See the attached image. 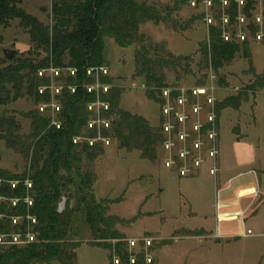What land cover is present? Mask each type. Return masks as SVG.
I'll return each instance as SVG.
<instances>
[{
	"label": "rangeland",
	"instance_id": "1",
	"mask_svg": "<svg viewBox=\"0 0 264 264\" xmlns=\"http://www.w3.org/2000/svg\"><path fill=\"white\" fill-rule=\"evenodd\" d=\"M156 5L168 21H150L140 26V32L151 38L153 42L164 45L165 50L177 56H190L189 63L175 69H166L167 82L181 88V92L188 97L186 113L189 120L185 125L177 124L176 128L188 134L185 140L174 134L175 143L171 150H167L164 142L157 148L158 157L150 160L142 157L139 150L120 148L119 141L109 135L108 138L98 139L104 147V153L95 161L88 162L83 159L82 170H91L97 177L93 189L97 200H107L108 215H117L128 220L127 224L120 223L117 230L125 235L130 250L139 253L145 241L144 250L147 262L155 264H264V202L254 205L247 213L245 229L251 228L253 233L233 237H217L218 221L216 213L218 200L223 198L221 191L214 183L215 173H211L215 158L208 156V148L212 145L208 132L215 129L218 132L219 155L217 160L222 172L229 175L230 192L244 187L257 186L256 177L264 190V87L256 91L248 89L254 80L250 73L249 59L244 57L243 51L235 59L223 66L218 73L207 64L209 59L200 51L201 44L210 40V25L222 26L224 34L243 44L248 40L255 73L264 74V16H262L263 1L256 0V6L251 18L245 17L242 7L247 0H236L239 5L237 20L233 26L226 20V7L230 0H146ZM22 7L28 13L43 23L52 26L51 0H23ZM169 7L170 12L165 11ZM229 18V17H228ZM244 18V20H243ZM11 25H0V67L12 60L4 55L5 48L16 50V57L28 56V51L34 46L28 31L21 25L19 19H14ZM256 25V32L249 30L248 25ZM245 36V38H244ZM105 62L103 66L91 67L88 73L99 78L103 72L113 78V84H106L111 89L117 86L123 90L120 106L133 113L143 115L150 124L158 128L163 127L165 118L159 103L148 97L149 87L142 78H135L136 50L139 45L120 46L115 38L104 37ZM38 58V56H36ZM45 53L39 55L42 59ZM68 62V61H67ZM43 69L40 75L50 78V90L53 99L50 104L36 105L27 95L10 101L0 103V120L7 116H14L20 130L18 135L25 138L32 130L30 114L34 110L52 117V123L57 124L59 113L63 106L56 97L62 93L69 75H76V69H58L53 71ZM56 69V68H55ZM225 84H220V79ZM105 85L99 82L85 85L88 91L98 92L96 101L90 102L94 111L90 120L102 118L112 125L113 117L106 118L100 102L101 89ZM75 85L69 86L72 93L76 91ZM207 87L206 95L193 96L191 89ZM46 86H42V90ZM103 90V93L109 92ZM240 91L248 93L236 107L221 108V103L228 96L237 95ZM212 98V102H210ZM104 103V102H102ZM200 107L199 113L193 110L194 104ZM107 104V103H105ZM107 110V109H105ZM209 115L213 120H209ZM257 120V122H256ZM90 122V121H89ZM200 125V131L195 125ZM59 126V125H58ZM110 127V126H109ZM100 131V130H99ZM259 132L261 141L258 142L257 152L252 157L251 141L239 142L236 134ZM199 132V133H198ZM83 134L86 130L83 129ZM5 132L0 130V135ZM163 136L166 134L163 131ZM199 143V148L196 144ZM190 152L185 158L181 151ZM245 161L238 164V157ZM241 157V158H242ZM203 162L195 165V160ZM171 166H167V161ZM188 167L190 171L183 175L181 167ZM30 168V159L23 152H18L5 139L0 143V169L13 174H23ZM31 184H29L30 186ZM64 190L73 188L64 182ZM68 191V190H67ZM70 194V193H69ZM68 194V195H69ZM253 195L243 197L246 202ZM261 197V196H260ZM116 199H120L115 201ZM115 201V202H114ZM70 206L72 211L71 227L67 237L68 250L73 256L68 263L63 261L54 264H119L114 256L110 259V250L97 245L93 232L86 222L85 212L78 210L75 198L63 196L59 203L63 211ZM239 208L237 206L231 209ZM238 225V221H233ZM208 227L211 231L202 234H181L183 230L196 227ZM197 230V229H196ZM181 231V232H180ZM213 234V235H212ZM29 240H31L29 238ZM98 241V240H96ZM115 243L116 240L108 241Z\"/></svg>",
	"mask_w": 264,
	"mask_h": 264
},
{
	"label": "trees",
	"instance_id": "2",
	"mask_svg": "<svg viewBox=\"0 0 264 264\" xmlns=\"http://www.w3.org/2000/svg\"><path fill=\"white\" fill-rule=\"evenodd\" d=\"M53 25H47L22 7L23 0H0V25L10 26L11 21L19 19L28 31L34 44L28 51L30 55L16 57L0 67V103L6 104L25 95L36 105L50 104L53 99L50 78L40 75L43 69H76V75H69L66 86L58 98L62 111L57 124L52 117L39 110L30 114L32 130L22 139L16 131L20 130L14 116L0 120L1 140L23 152L30 159V168L23 174H13L0 169V264H54L68 263L64 257L69 244L66 240L75 212L70 206L63 211L59 203L63 196L75 198L78 210L85 212L97 245L110 250V259L117 256L119 264H155L147 262L144 250L145 241L139 253L130 250L128 240L117 230L120 223L127 224L117 215H108L107 200H97L94 183L95 172L82 170L81 162L95 161L104 153L98 139L113 135L120 148L137 149L142 157L156 160L158 145L165 140L163 127H153L143 115L122 109L121 88L113 86L106 94L101 89V101L109 108L102 112L106 118L113 117L110 127L90 128V102L98 99L96 90L88 91L85 85L99 82L101 85L113 84V78L103 72L97 77L89 74V68L104 65V37L115 38L122 46L139 45L136 50L135 78H142L149 87L148 97L156 103L161 102V88L167 87L166 69H175L188 64L190 56H177L165 50L164 45L154 43L140 32V26L150 21H168V16L146 0H51ZM226 7L228 25L237 20L239 5L236 0ZM256 0H247L242 13L251 18ZM165 11L170 12L167 7ZM262 16H264V1ZM256 25L248 28L255 33ZM226 39L222 26L210 25V40L201 44L200 51L209 59L215 72L232 62L243 51L249 59L250 73L254 80L248 89L256 91L264 87V74L255 73L248 48V40L239 43L232 33ZM45 53V57L39 55ZM38 56V58L36 57ZM68 61V62H67ZM220 84H225L224 78ZM46 88L42 91V86ZM77 86L72 93L70 86ZM102 87V86H101ZM248 93L240 91L228 96L221 108H238ZM59 125V126H58ZM83 129L86 133L83 134ZM100 130V131H99ZM93 141V143H91ZM66 182L73 188L64 190ZM29 184H31L29 186ZM70 193V194H69ZM69 194V195H68ZM120 199H116L118 201ZM114 201V202H115ZM181 232V231H180ZM203 230H183L181 234H202ZM33 236V240H29ZM116 240L115 243L108 241Z\"/></svg>",
	"mask_w": 264,
	"mask_h": 264
},
{
	"label": "crops",
	"instance_id": "3",
	"mask_svg": "<svg viewBox=\"0 0 264 264\" xmlns=\"http://www.w3.org/2000/svg\"><path fill=\"white\" fill-rule=\"evenodd\" d=\"M257 122V120H256ZM252 136L253 142L251 141L250 144V150L252 151V157L256 154L258 142L261 141V134L257 131L248 133H238L236 134V139L239 142L242 141H248L251 139ZM249 138V139H248ZM238 157V164H242L245 161L244 157ZM213 167V166H212ZM216 168H218L217 172L215 173L214 177V183L218 189V193L221 191V194L223 195L222 199L218 200V210L216 213V219L218 221L217 225V231L214 234L217 237H233V236H242V235H248L246 233L247 228L245 229L246 217L247 213L251 210V208L254 205H260L261 202H264V190L260 181V177H256L257 186H251V187H244L243 189L235 190L234 194L230 192V188L233 186L229 183L230 178L227 173L222 172V168L216 160ZM212 169V168H210ZM247 195H253V197L249 198L246 202H244L242 199L244 196ZM261 196V197H260ZM256 203V204H255ZM254 204V205H253ZM237 206L239 208L231 209V207ZM233 221H238V225H233ZM203 230V233H209L211 235V231L208 229V227H196L194 229L190 228V230ZM253 233V232H252ZM213 235V234H212Z\"/></svg>",
	"mask_w": 264,
	"mask_h": 264
},
{
	"label": "built area",
	"instance_id": "4",
	"mask_svg": "<svg viewBox=\"0 0 264 264\" xmlns=\"http://www.w3.org/2000/svg\"><path fill=\"white\" fill-rule=\"evenodd\" d=\"M226 20L229 21V19L226 17ZM244 20V18H243ZM225 38L228 40L230 37L226 34ZM245 38V36H244ZM53 71H57L56 69H51ZM42 73V71L40 72ZM43 74V73H42ZM105 89H109L108 85L102 86ZM208 88L206 87H196L191 89V94L193 96H200V95H206ZM43 91V90H42ZM161 102H159V105L161 106V112L162 115L165 118V122L163 124V131L166 134V139L164 140V144L167 150H171V147L175 146V143L173 142L172 137L174 134L178 138H180V141L185 140L186 137H188V134L185 132H182L181 130L176 128V125L179 123L181 125H185L187 121L189 120V115L186 113V108L189 102H187L188 97H186L185 93L181 92V88L178 86L173 85H168L167 87L161 88ZM212 102V98L209 100ZM105 109L109 108L108 103H102L100 102ZM90 108L94 109V106L90 104ZM193 110L196 114L199 113L200 107H198V104H194ZM209 120H213V116L209 115ZM177 123V124H176ZM105 126L106 128L110 126V122L106 121L105 119L102 118H95L90 120V128L94 126ZM200 125L196 124L195 125V130L200 131ZM199 133V132H198ZM209 138L212 141V145L208 148V152L210 157H213L217 160V155H219V144L217 145L218 141V132L215 129H210L208 132ZM93 143V141L91 142ZM196 147L199 148V143L196 144ZM182 156L185 158L190 152L188 150L181 151ZM216 160L213 163V167L211 169V173H216L218 168H216ZM203 162L201 159L195 160V165H199ZM167 166H171V161H167L166 163ZM181 174L185 175L187 174L190 169L187 167H181ZM252 229H247L246 233L252 234ZM30 239L33 240V236H30Z\"/></svg>",
	"mask_w": 264,
	"mask_h": 264
},
{
	"label": "water",
	"instance_id": "5",
	"mask_svg": "<svg viewBox=\"0 0 264 264\" xmlns=\"http://www.w3.org/2000/svg\"><path fill=\"white\" fill-rule=\"evenodd\" d=\"M15 54H16V50H14V49L5 48V50H4V55L6 57H8V59H10V60H12L14 58ZM65 257L70 261L73 259V256H71V254L68 250L65 251Z\"/></svg>",
	"mask_w": 264,
	"mask_h": 264
}]
</instances>
